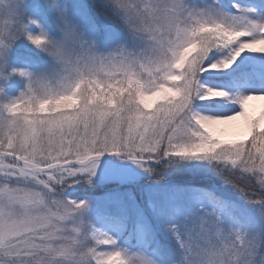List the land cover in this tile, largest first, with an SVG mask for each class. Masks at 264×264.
Segmentation results:
<instances>
[{"label":"snow or ice","instance_id":"1","mask_svg":"<svg viewBox=\"0 0 264 264\" xmlns=\"http://www.w3.org/2000/svg\"><path fill=\"white\" fill-rule=\"evenodd\" d=\"M0 264H264V0H0Z\"/></svg>","mask_w":264,"mask_h":264},{"label":"trees","instance_id":"2","mask_svg":"<svg viewBox=\"0 0 264 264\" xmlns=\"http://www.w3.org/2000/svg\"><path fill=\"white\" fill-rule=\"evenodd\" d=\"M15 59V53L13 52L12 56L10 57V60ZM24 87V81L18 77L13 76L8 81V87L5 89L6 93L8 95L14 96L17 94L18 90L22 89Z\"/></svg>","mask_w":264,"mask_h":264},{"label":"rangeland","instance_id":"3","mask_svg":"<svg viewBox=\"0 0 264 264\" xmlns=\"http://www.w3.org/2000/svg\"><path fill=\"white\" fill-rule=\"evenodd\" d=\"M254 105H258L260 102L259 101H253L252 102Z\"/></svg>","mask_w":264,"mask_h":264}]
</instances>
